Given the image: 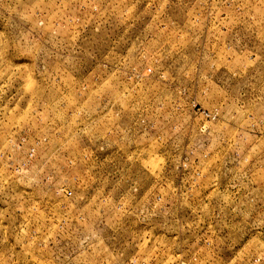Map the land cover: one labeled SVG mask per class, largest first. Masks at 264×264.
I'll return each instance as SVG.
<instances>
[{"label":"rangeland","instance_id":"rangeland-1","mask_svg":"<svg viewBox=\"0 0 264 264\" xmlns=\"http://www.w3.org/2000/svg\"><path fill=\"white\" fill-rule=\"evenodd\" d=\"M0 264H264V0H0Z\"/></svg>","mask_w":264,"mask_h":264},{"label":"built area","instance_id":"built-area-1","mask_svg":"<svg viewBox=\"0 0 264 264\" xmlns=\"http://www.w3.org/2000/svg\"><path fill=\"white\" fill-rule=\"evenodd\" d=\"M205 117L214 119L215 118V114L205 113Z\"/></svg>","mask_w":264,"mask_h":264}]
</instances>
